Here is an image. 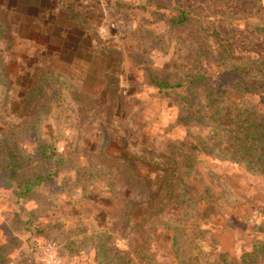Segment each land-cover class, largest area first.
<instances>
[{
    "label": "rangeland",
    "instance_id": "obj_1",
    "mask_svg": "<svg viewBox=\"0 0 264 264\" xmlns=\"http://www.w3.org/2000/svg\"><path fill=\"white\" fill-rule=\"evenodd\" d=\"M0 23V146L51 175L0 173V264H100L99 232L137 264H264V173L229 136L264 117V0H0Z\"/></svg>",
    "mask_w": 264,
    "mask_h": 264
},
{
    "label": "trees",
    "instance_id": "obj_2",
    "mask_svg": "<svg viewBox=\"0 0 264 264\" xmlns=\"http://www.w3.org/2000/svg\"><path fill=\"white\" fill-rule=\"evenodd\" d=\"M181 15L178 17H173L171 21L173 23H178L180 20H190L189 17L187 16L184 18L187 14L185 11H181ZM0 27L3 28V24L0 23ZM228 77L231 75L229 72L227 73ZM149 77L152 78L153 83L159 87H164V88H171L172 85L163 80L161 77L156 76V73L151 72L149 74ZM196 81L194 80V84L197 83V81L203 80L202 74L196 75ZM254 76L248 75V78L244 79L247 82H244L246 86H250V83L248 80L253 79ZM229 78H226V80ZM248 79V80H247ZM243 80V79H242ZM179 86V84H178ZM184 97V96H183ZM190 106V104H189ZM31 111V110H30ZM232 121H235L234 118H232ZM31 122L28 121V124ZM34 125V123H33ZM242 126L243 128H239L237 131L238 133L242 134V136L239 135H234L233 132H229V136L231 138H235L238 140V144L234 145V155L233 158L236 160L238 163L247 165L248 169H251L253 171H259L257 170L258 167H260V171L264 173V117L262 114L255 110L252 111L251 113H248L246 115V118L244 117V120L242 121ZM256 137L257 139V144L256 147L254 145L248 144V142H245V139L249 137ZM2 145L0 146V173H8L12 176V178H17L15 182L19 181L20 175H23V173H28L32 172V168L38 167L40 170V174H38V177H35L37 179V182L41 183V181L44 179L46 180L47 178L49 179L51 175H49V172L42 173V167L46 165V163L40 164L39 162V156L38 158H32L30 159V156L27 157L26 154L24 153L23 150L19 148V146L15 143V140L11 139V142L8 140H2ZM257 147H259L260 151H256ZM181 156L184 155V152H181ZM185 163V161H184ZM23 168V172L21 169ZM50 167V166H49ZM113 171L110 172H105L106 178L108 179V184L111 187V191L113 194V197H118L120 198V192L119 190H123V185L120 186L119 179L117 178V173L118 171L122 170V178L125 177L126 181H129V179H132L133 177L130 176V167L129 166H124L120 165L119 168L117 167H112ZM189 165L186 166L185 169H188ZM188 172V170H185ZM51 172V171H50ZM22 173V174H21ZM45 176V178H43ZM121 180V179H120ZM21 181V180H20ZM143 184L140 183V190L144 192V188L146 186H142ZM20 186V184H19ZM163 192H165V184L163 187H160ZM149 188L147 187L145 190H148ZM174 191V190H173ZM173 191L171 190V193L173 194ZM146 193V192H144ZM173 196V195H172ZM121 199V198H120ZM155 203L157 202L158 207L160 206L159 203L162 204L163 198L162 199H157L154 201ZM136 203V202H135ZM132 202V204H135ZM142 204H139L141 206ZM131 207V206H130ZM138 207V206H137ZM48 229H43L40 228L37 231L40 232H49ZM107 235V233H96V234H91L85 236V238L88 239V242H93V240H96L94 245L96 246V250L98 253V261L100 264H137V261L130 255L129 252H124L115 245L112 244V239L111 241H107L104 237ZM258 249V248H257ZM255 249L253 252H246L243 254L241 257V260L236 263V264H248L251 262L252 254H256ZM9 249L6 247V245H3L2 248L0 247V255H4L3 252H7ZM145 258L149 259V256L144 255ZM157 262L155 259H150V261L147 264H156ZM232 264V263H229Z\"/></svg>",
    "mask_w": 264,
    "mask_h": 264
}]
</instances>
